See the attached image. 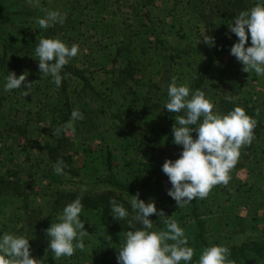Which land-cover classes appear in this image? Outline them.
Instances as JSON below:
<instances>
[{
  "label": "rangeland",
  "instance_id": "rangeland-1",
  "mask_svg": "<svg viewBox=\"0 0 264 264\" xmlns=\"http://www.w3.org/2000/svg\"><path fill=\"white\" fill-rule=\"evenodd\" d=\"M257 3L264 0H0V12H23L9 16L11 24L0 29V236L26 237L31 256L42 264H118L134 213L127 193L99 184L110 153L116 179L145 203L154 199L157 210L172 216L190 238L196 227L189 203L178 208L162 171L166 159L175 161L183 151L173 142L172 126L184 113L165 109L168 86L175 77L191 95L208 55L230 32L228 24ZM47 11L67 19L42 29L36 21ZM205 35L214 45L203 42ZM23 37L36 41L23 46ZM57 37L80 49L62 69L60 87L41 73L35 56L41 38ZM236 42L237 36L208 71L203 91L214 111L226 114L240 106L258 123L230 182L197 199L209 246L264 240V76L241 70L230 53ZM9 72H27V81L35 82L31 94L24 97L23 86L5 91ZM73 109L90 117L100 139L81 140L75 121L65 127ZM57 128L61 132L54 135ZM58 159L67 165L62 175L54 172ZM77 197L89 233L85 248L54 259L45 229ZM113 198L128 218H113ZM155 216L161 224L153 222V230L166 228V217Z\"/></svg>",
  "mask_w": 264,
  "mask_h": 264
},
{
  "label": "clouds",
  "instance_id": "clouds-1",
  "mask_svg": "<svg viewBox=\"0 0 264 264\" xmlns=\"http://www.w3.org/2000/svg\"><path fill=\"white\" fill-rule=\"evenodd\" d=\"M66 19L67 14L47 11L36 22L42 29H47L56 23L63 24ZM228 28L238 37L230 53L243 65L241 70L264 76V3L241 11L235 16L234 22L228 24ZM249 34L251 46L246 47ZM203 42L212 46L214 38L205 35ZM79 50L78 44L73 43L69 47L58 37L41 38L35 48L39 70L45 76L51 75L54 84L60 87L62 69L78 55ZM27 75L25 72L17 77L15 72H9L5 91L21 89L23 86L27 90L22 95L26 97L31 94L35 82H28ZM167 95L165 109L170 113H184L176 116L172 126L173 142L182 145L183 151L175 161L166 159L162 171L171 183L167 194L175 200L178 208H182L194 199L207 198L214 186H226L230 182V172L238 163L240 150L251 145L258 122L240 106L226 114L214 111L215 105L204 91L196 89L190 95V88L177 85L175 77L168 86ZM83 118L78 109H73L71 120L65 127L71 128L72 122ZM60 132V128L53 130L54 135ZM193 132L196 133L195 138ZM66 166L63 159H58L54 172L62 175ZM139 195V192L133 195L130 202L134 213L128 220L131 230L126 232V238L119 248L118 264H189L194 249L188 246L189 240L184 229L172 216L167 217L163 210L158 211L154 199L145 203L139 199ZM109 204L114 219L129 217L128 210L114 198ZM82 209V198H75L63 208L59 222L45 229L50 240L48 249L54 254V259L71 257L77 249L84 250L83 238L89 233L81 219ZM152 215L166 217V230H153V221L149 218ZM136 223L142 227L137 228ZM230 256L228 247L212 245L203 249L198 264H236ZM0 264H42V261L31 256L29 239L23 235L4 233L0 236Z\"/></svg>",
  "mask_w": 264,
  "mask_h": 264
},
{
  "label": "trees",
  "instance_id": "trees-1",
  "mask_svg": "<svg viewBox=\"0 0 264 264\" xmlns=\"http://www.w3.org/2000/svg\"><path fill=\"white\" fill-rule=\"evenodd\" d=\"M242 1V0H240ZM236 3H238L236 1ZM13 14L19 15L23 14V12H14ZM8 12H0V29L5 28L11 24V20L9 16L13 15ZM236 35L234 33L228 32L223 34V44L221 46H217L210 54L208 55V59L202 68L201 74L194 80L193 88L194 91L196 89H200L203 91V84L205 76L208 71L213 67L218 58L226 51L228 45H230ZM36 40L33 37L30 38H22L21 44L23 46L30 45L32 42ZM83 114L82 120H76V124L81 130V140H91V139H100L101 135L99 133L98 127L92 122L90 117L85 113ZM193 137H196V133H192ZM99 184L102 186H107L109 188L115 189L117 192L127 193L131 198L136 192L127 187L126 185L119 182L113 171V161L110 153H107L105 156V165H104V174L102 178L99 180ZM112 195L111 193H109ZM86 201L91 203L89 198H84ZM140 199V198H139ZM189 212L191 218L195 222L194 233L188 238L189 245L194 249V256L189 264H198V260L204 248L209 247L205 238V228L204 222L201 220L200 208L197 202V199H194L189 203ZM155 224L160 225L161 221L155 216L152 215L149 217ZM162 230H166V228H159ZM230 249L231 256L230 258L236 261V264H264V240H255L242 243L240 245H231L226 246ZM183 264V262H182Z\"/></svg>",
  "mask_w": 264,
  "mask_h": 264
}]
</instances>
